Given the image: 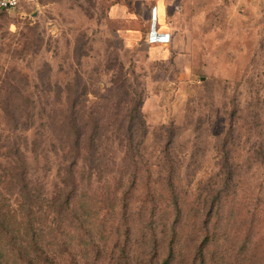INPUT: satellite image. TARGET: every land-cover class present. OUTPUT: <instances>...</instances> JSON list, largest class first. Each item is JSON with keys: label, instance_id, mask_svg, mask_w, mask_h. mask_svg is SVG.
I'll use <instances>...</instances> for the list:
<instances>
[{"label": "rangeland", "instance_id": "374dc122", "mask_svg": "<svg viewBox=\"0 0 264 264\" xmlns=\"http://www.w3.org/2000/svg\"><path fill=\"white\" fill-rule=\"evenodd\" d=\"M59 87L71 92L58 94ZM76 90L84 94L77 98ZM133 96L146 135L132 161L134 191L144 194L132 195L131 223L150 207L142 184L163 182L165 194H156L167 206L172 178L180 205L155 216L160 227L168 215L181 218L171 264L190 263L208 227L207 246L220 264H264V0H19L0 9V102L30 103L37 113L57 100L87 98L85 109L102 115L108 104L112 122L114 103ZM40 153L33 177L51 189V140ZM165 154L172 162L162 171L154 164Z\"/></svg>", "mask_w": 264, "mask_h": 264}, {"label": "trees", "instance_id": "16d2710c", "mask_svg": "<svg viewBox=\"0 0 264 264\" xmlns=\"http://www.w3.org/2000/svg\"><path fill=\"white\" fill-rule=\"evenodd\" d=\"M62 92L71 89L59 87L57 93ZM78 92L75 94L80 98L84 91ZM77 98L57 100L51 107L42 105L37 113L30 103L0 102L6 121V129L0 132V264H171L180 251L181 218L175 213L171 220L165 212L168 216L161 229L155 216L162 209L180 205L172 178L168 179L173 191L167 206L157 200V194H165L163 182L151 178L150 188L142 184L150 194V199L145 197L146 203L148 199L151 202L149 208L144 205L147 214L134 223L127 216L139 170L132 161L146 135L137 96L114 103L118 112L122 104L127 106L120 120L114 111L112 122L108 104L106 115H102L95 107L85 109L87 98ZM111 124L127 129L115 133L101 130ZM47 139L57 164L51 189L32 173ZM116 140L123 155L119 171ZM163 157L164 162L154 165L162 163L160 168L166 171L172 161L167 154ZM141 210L138 213H143ZM212 233V227L205 228V238L187 264H220L217 253L207 246Z\"/></svg>", "mask_w": 264, "mask_h": 264}, {"label": "built area", "instance_id": "2783aa9c", "mask_svg": "<svg viewBox=\"0 0 264 264\" xmlns=\"http://www.w3.org/2000/svg\"><path fill=\"white\" fill-rule=\"evenodd\" d=\"M19 0H0V9L16 6Z\"/></svg>", "mask_w": 264, "mask_h": 264}, {"label": "crops", "instance_id": "0c3cea01", "mask_svg": "<svg viewBox=\"0 0 264 264\" xmlns=\"http://www.w3.org/2000/svg\"><path fill=\"white\" fill-rule=\"evenodd\" d=\"M144 4H145V3H144ZM156 4H157V5H156V9H157V11L160 9V7L164 8V7H163V3H162L161 1H158ZM145 6H146V4H145Z\"/></svg>", "mask_w": 264, "mask_h": 264}]
</instances>
